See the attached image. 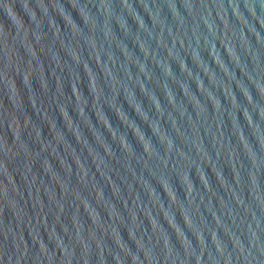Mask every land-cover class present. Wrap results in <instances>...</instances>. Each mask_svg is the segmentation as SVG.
Returning a JSON list of instances; mask_svg holds the SVG:
<instances>
[{
    "label": "water",
    "instance_id": "1",
    "mask_svg": "<svg viewBox=\"0 0 264 264\" xmlns=\"http://www.w3.org/2000/svg\"><path fill=\"white\" fill-rule=\"evenodd\" d=\"M0 264H264V0H0Z\"/></svg>",
    "mask_w": 264,
    "mask_h": 264
}]
</instances>
